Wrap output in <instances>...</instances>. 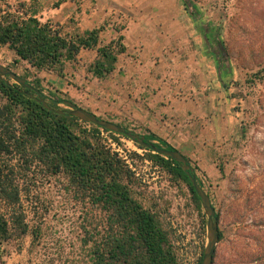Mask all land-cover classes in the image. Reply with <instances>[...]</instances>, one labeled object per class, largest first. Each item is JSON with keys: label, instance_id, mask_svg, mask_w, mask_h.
<instances>
[{"label": "trees", "instance_id": "trees-1", "mask_svg": "<svg viewBox=\"0 0 264 264\" xmlns=\"http://www.w3.org/2000/svg\"><path fill=\"white\" fill-rule=\"evenodd\" d=\"M64 1L58 0L53 7ZM230 2L227 0L226 4ZM242 8L240 13L230 16L231 30L243 17L252 15L256 19L257 13L264 11V0H251L248 7ZM185 9L191 16L198 13L195 5L193 11L188 5ZM44 11L42 0H0V50L13 51L15 62L24 61L36 71L33 79L21 76L41 92L39 96L9 76L0 77V264H4V248H1L4 243L31 236L30 251H33L42 242L44 216L49 208L39 192L52 178L78 207L81 219V235H77L76 243L83 255L70 264H182L160 213L138 196L134 188L136 174L101 133L102 129L112 131L59 112L69 110L62 106L68 97L59 89L45 93L42 78L36 75L47 71L68 79V66L80 67L82 51L89 50L93 57L90 62L82 63L86 73L99 81L109 77L119 55L126 51L123 33L126 26L114 25L117 35L107 41L104 32L109 21L80 30L45 17ZM201 31L221 70L224 64L221 37L210 38L207 25H202ZM261 38L264 39V31ZM263 79L264 63L257 70L252 69L247 82L251 85ZM144 135L159 146L178 150L155 133ZM136 144L147 150V157L176 185L188 187L195 207L205 218L201 199L181 164ZM189 160L204 188L197 174L199 166ZM220 171L223 172L221 166ZM211 201L214 205L212 197ZM29 213L34 221L29 219ZM217 217L219 224V211ZM261 227L264 228V221ZM219 237V241L223 239L220 228ZM253 240L258 251L250 259L241 257L236 261L232 257L226 262L264 264V235H255ZM202 256L203 253L198 264ZM217 256L216 246L213 264Z\"/></svg>", "mask_w": 264, "mask_h": 264}, {"label": "rangeland", "instance_id": "rangeland-1", "mask_svg": "<svg viewBox=\"0 0 264 264\" xmlns=\"http://www.w3.org/2000/svg\"><path fill=\"white\" fill-rule=\"evenodd\" d=\"M42 1L45 17L83 30L78 24L83 22V16L74 12L69 14V5L53 7L58 0ZM82 1L76 0L78 4ZM250 1L231 0L226 4L227 0H179V8L190 30L194 31L195 38L203 41L202 25L208 26L210 38L215 35L221 37L220 49L224 52L221 78L228 82L227 95L237 113L239 134L235 139L217 145L212 157L207 154L188 155L199 166L197 174L204 189L211 194L216 210L220 212L219 228L223 239L217 244L216 264H228L226 261L232 257L236 261H240L241 257L250 259V255L258 251L253 238L264 235V228L261 227L264 221V79L251 85L247 82L252 69L257 70L264 63V39L261 38L264 11L257 13L256 19L252 15L241 18L240 23L232 27L233 30L230 27V16L240 13L242 7H248ZM94 4L93 0L91 7ZM187 5L190 11L193 5L198 9L192 18L189 10L186 12L183 9ZM224 5L228 7L225 9ZM108 35L104 33V38L107 39ZM91 53L88 59L93 57ZM15 58L13 51L7 48L0 50V63L33 79L36 71L24 61L15 62ZM84 59L87 62V54ZM79 66L78 76L73 77L68 66L70 79H63L73 86L71 92L61 91L68 100L87 109V73L82 62ZM36 75L42 78L45 93L59 89L60 84L56 80H49L53 79L52 73L39 71ZM62 106L72 109L68 104ZM119 124L140 134L145 133L135 126ZM112 137L113 143L124 151L129 150L128 154L138 173L134 188L145 205L160 213L177 246L181 263L198 264L208 241L206 217L203 218L195 207L188 187L185 184L176 185L166 172L149 160L147 151L132 139L121 134H113ZM40 189V198L49 208L44 216V238L33 251H30L31 236L4 243L1 247L4 248V264H70L82 258L83 251L77 249L76 243L77 235H81L78 207L53 178ZM29 219L35 220L33 214L29 213Z\"/></svg>", "mask_w": 264, "mask_h": 264}, {"label": "crops", "instance_id": "crops-1", "mask_svg": "<svg viewBox=\"0 0 264 264\" xmlns=\"http://www.w3.org/2000/svg\"><path fill=\"white\" fill-rule=\"evenodd\" d=\"M92 1L60 5L83 16L78 23L83 29L109 21L107 41L117 35L114 25L123 23L127 48L109 77L99 81L87 73L89 111L155 133L187 157H212L217 145L236 138L237 113L217 58L204 35L203 41L195 38L179 0H94L91 7ZM85 54L88 63L89 50L82 51L80 62H86ZM78 68L71 67L72 77ZM52 76L60 90L71 92V83Z\"/></svg>", "mask_w": 264, "mask_h": 264}, {"label": "water", "instance_id": "water-1", "mask_svg": "<svg viewBox=\"0 0 264 264\" xmlns=\"http://www.w3.org/2000/svg\"><path fill=\"white\" fill-rule=\"evenodd\" d=\"M5 76H9L10 78H12V80L17 82L18 84H21L27 88L33 89L40 96L41 92L38 88L28 83L27 79L22 77L20 74H18L16 71L11 69L10 67L5 66L2 63H0V77H5ZM66 104L71 106L72 109H69L66 111L61 110L59 112L61 113L67 112L70 115H74L80 118L81 120L87 121L89 123H93L97 126L103 127L112 132L123 134L126 137L132 139L134 142L140 144L141 146L150 148L154 152L163 154L167 157H171L172 159H174L175 161L181 164L183 170L188 175L191 181V184L194 187V190L197 192L198 196L200 197L204 213L206 214V227H207L208 241L204 248L203 256H202V260L200 264H213L215 249H216V246L220 238L217 210L211 201L210 195L199 184L197 176L194 173V167L191 164L189 158L186 155H184L182 152H180L179 150L169 149V148L157 145L154 141L148 140L144 134H140L131 129H128L127 127L122 126L121 124L115 121L100 118L97 114L93 113L92 111H89L88 109L84 107L77 105L75 102L71 100H66ZM44 105L50 108V106L48 105L46 101H44Z\"/></svg>", "mask_w": 264, "mask_h": 264}, {"label": "built area", "instance_id": "built-area-1", "mask_svg": "<svg viewBox=\"0 0 264 264\" xmlns=\"http://www.w3.org/2000/svg\"><path fill=\"white\" fill-rule=\"evenodd\" d=\"M88 126H90V124H88ZM101 133L104 136V138L107 139V142L112 146V148L115 149L116 151H118L119 155L125 160V162L128 164V166L130 167V169L132 171H134V173L137 175L138 173H137V170H136V168H135V166L133 164V159H131L130 156H129V154H128L129 150L128 151H124L119 145H117V144H115V143H113L111 141V138H113L112 137L113 134L116 135V136H119L120 134L115 133V132H112L111 133L109 131H105L104 129L101 130ZM121 135H123V134H121ZM109 136H111V138ZM142 150H143V148H142Z\"/></svg>", "mask_w": 264, "mask_h": 264}, {"label": "flooded vegetation", "instance_id": "flooded-vegetation-1", "mask_svg": "<svg viewBox=\"0 0 264 264\" xmlns=\"http://www.w3.org/2000/svg\"><path fill=\"white\" fill-rule=\"evenodd\" d=\"M216 49H218V48H216ZM221 59H222V60L224 59V55H223V56H221Z\"/></svg>", "mask_w": 264, "mask_h": 264}]
</instances>
